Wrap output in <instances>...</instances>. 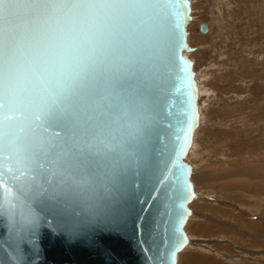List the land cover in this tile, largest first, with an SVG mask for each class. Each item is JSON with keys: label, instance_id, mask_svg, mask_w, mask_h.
Here are the masks:
<instances>
[{"label": "snow or ice", "instance_id": "obj_1", "mask_svg": "<svg viewBox=\"0 0 264 264\" xmlns=\"http://www.w3.org/2000/svg\"><path fill=\"white\" fill-rule=\"evenodd\" d=\"M155 7L140 0H0V189L9 210L35 192L29 173L44 178L49 200L70 190L68 176L104 171L123 186L121 161L132 135L124 121L150 100L152 62L160 55L148 30ZM147 128L139 120L136 137ZM48 214L57 224L71 222L54 205Z\"/></svg>", "mask_w": 264, "mask_h": 264}, {"label": "water", "instance_id": "obj_2", "mask_svg": "<svg viewBox=\"0 0 264 264\" xmlns=\"http://www.w3.org/2000/svg\"><path fill=\"white\" fill-rule=\"evenodd\" d=\"M190 1L140 0L156 6L149 10L154 18L148 30L160 55L152 62L150 100L124 121L132 135L121 161L123 186L104 171L95 178L68 176L70 190L49 200L44 178L29 173L35 192L21 196L12 210L0 189V264H175L187 242L183 225L194 196L184 158L198 126L197 88L186 55L194 49L187 43ZM198 30L205 33V23ZM139 120L148 128L137 138ZM108 150L118 149L109 144ZM53 205L71 222L57 224L48 214Z\"/></svg>", "mask_w": 264, "mask_h": 264}, {"label": "rangeland", "instance_id": "obj_3", "mask_svg": "<svg viewBox=\"0 0 264 264\" xmlns=\"http://www.w3.org/2000/svg\"><path fill=\"white\" fill-rule=\"evenodd\" d=\"M190 2L187 43L194 49L186 55L198 126L184 159L194 196L175 264H182L180 254L211 264H264V0ZM202 22L206 33L198 30ZM231 181L258 188L248 197L222 190ZM247 222L260 228L257 234Z\"/></svg>", "mask_w": 264, "mask_h": 264}, {"label": "bare ground", "instance_id": "obj_4", "mask_svg": "<svg viewBox=\"0 0 264 264\" xmlns=\"http://www.w3.org/2000/svg\"><path fill=\"white\" fill-rule=\"evenodd\" d=\"M191 8V7H190ZM203 23V22H202ZM205 25H206V27H207V31H208V26H207V24L205 23ZM206 31V32H207ZM205 32V33H206ZM192 66H193V63H192ZM192 71H193V69H192ZM198 111V110H197ZM258 182V181H257ZM257 182L255 183V184H257ZM225 183V182H224ZM253 186V185H252ZM256 188H258V187H255V186H253V187H251V186H247V185H238V183H236V182H233V181H231V182H228V183H226L225 185H224V188L222 189V190H225V192L226 191H232L233 192V190H235V192H243V194L245 195V196H249L250 195V193L252 194V193H255L257 190H255ZM219 189L221 190V187H219ZM255 191V192H254ZM259 192L262 194V192H261V190L259 189ZM256 194H258V193H256ZM256 194H254V195H256ZM232 196V195H231ZM236 196V195H235ZM251 196V195H250ZM260 196V195H259ZM237 198V197H236ZM252 198V197H251ZM264 198V197H263ZM254 199H257V198H254ZM244 200V197L242 198V201ZM258 200V199H257ZM256 201V200H255ZM243 202H245V201H243ZM242 202V203H243ZM250 203V202H249ZM247 227H248V229L249 230H251V231H255L254 233L255 234H257L258 233V231H259V227L257 226V225H255V224H251V223H249V222H247ZM202 226H200V225H196V227H194V230L196 231L197 230V228H201ZM254 236H256V235H254ZM179 259L180 260H182L183 262H179V263H182V264H211V260L209 259V258H203V257H200V256H198V255H194V254H185V255H181L180 254V256H179Z\"/></svg>", "mask_w": 264, "mask_h": 264}]
</instances>
